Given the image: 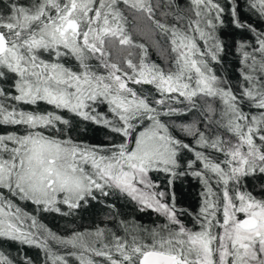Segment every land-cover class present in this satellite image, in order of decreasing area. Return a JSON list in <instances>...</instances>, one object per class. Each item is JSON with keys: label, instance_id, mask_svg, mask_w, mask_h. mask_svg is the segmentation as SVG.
Returning <instances> with one entry per match:
<instances>
[{"label": "snow or ice", "instance_id": "1", "mask_svg": "<svg viewBox=\"0 0 264 264\" xmlns=\"http://www.w3.org/2000/svg\"><path fill=\"white\" fill-rule=\"evenodd\" d=\"M121 2L153 18L150 0H33L28 6L10 0L7 14H0V81L6 80L9 73L15 76L12 91L0 87V126L24 129L20 134H0V189L42 206L44 211L55 212L61 211L58 203L73 210L89 197L96 199L94 192L108 196L110 190H119L136 201L142 211L148 208L165 216L167 223L160 226V231L153 230L151 245L136 237L130 243L114 237L111 246L102 244L98 248L86 241L83 233L63 238L47 229L41 240L30 230L38 228L35 218L31 217V225L25 228L20 208L15 207L13 212L11 201L0 195V237L45 249L52 264L68 262L51 252L47 240L80 250V264H98L84 253L103 257L108 264H264V200L238 190L243 177L257 171L264 173V80L242 73L246 84L237 96L223 86L226 82L210 67V61H218L223 51L214 32L217 22L223 24L226 11L236 28L253 33L256 29L241 22L238 0H225L224 4L220 0H192L195 20L188 19L185 24L186 17L177 14L174 24L154 21L171 46L173 56L167 70L147 63L145 50L139 65L126 61L131 71H125L109 61L106 48L116 39L120 45L132 44L121 23ZM250 6L264 18V0H250ZM256 36L258 47L254 52L264 57V32ZM199 40L204 41L203 48ZM138 47L143 49V45ZM245 47L240 44L241 50ZM41 53H48L53 59L46 61ZM69 54L78 62L79 71L59 62L60 57ZM249 58L252 65H247ZM92 59L106 74L93 69L89 64ZM255 62V55L243 52L242 64L255 71ZM260 70L264 71V59ZM130 84L151 85L156 95L145 96ZM199 97L221 100L224 110L215 123L235 141L213 131L211 117L206 131H201L196 121L179 125L166 122L165 118L170 120L197 110ZM245 101L259 114L245 113L241 107ZM40 102L103 125L122 138H133L134 147L127 140L107 147L82 146L57 136V126L69 125L67 119L56 111L18 107L37 106ZM95 104H107L112 118L97 112ZM205 111L211 113L212 106L209 104ZM145 121L149 122L148 127L138 131ZM173 127L192 136L200 148L222 153L224 160L216 161L194 149L172 134ZM50 129L56 132L49 133ZM184 151L195 156L187 161L189 170L197 162L202 164V169L192 171L205 188L199 213L194 216L198 230L184 225L180 216L186 210L176 207L174 196L169 203L168 193L158 190L151 179L152 172L173 178L185 174L176 172ZM85 165H90L91 170ZM208 173L215 177L222 203L221 196L211 187ZM168 183L172 184L173 179ZM238 213L244 218L240 219ZM93 235L99 239L104 233L98 229ZM113 253L120 258L116 259ZM0 264L12 262L0 253ZM24 264L31 262L25 260Z\"/></svg>", "mask_w": 264, "mask_h": 264}, {"label": "trees", "instance_id": "2", "mask_svg": "<svg viewBox=\"0 0 264 264\" xmlns=\"http://www.w3.org/2000/svg\"><path fill=\"white\" fill-rule=\"evenodd\" d=\"M11 2L28 6L33 3V0H11ZM9 3L10 0H0V14H7ZM150 3L153 7V18L149 19L154 30L155 39L166 49L163 61L148 47L144 40L133 36L132 7L122 2L119 5V9L123 16L121 23L125 34L131 38L135 51L137 47V50L142 51L141 53L144 55V51L146 50L147 55L145 60L147 63H154L167 69L173 56L171 53V46L168 40L162 36L154 21L159 20L168 24H174L177 22V14H182L186 17L184 21L186 24L188 19L195 20V6L192 4V0H172L171 4H169V0H150ZM220 3L224 4L225 0H220ZM165 13H167V15H165ZM146 14L149 17L147 12ZM238 15L241 22L251 24L256 29V33L264 32V18L261 17L257 8H252L250 6V0H238ZM256 33L247 29L242 30L236 28L232 23V17L227 11L223 15V24L221 25L217 22L214 35L222 44L223 51L219 53L218 61H210V67L221 81L226 82L223 86L231 88L237 96H239L242 91L241 86L246 84L242 73H249L257 80H264V71L260 70V63L264 57H262L260 53L254 52V49L258 47ZM198 43L200 47L203 48V40H199ZM240 44H244L246 47L241 50ZM138 45H143V49L138 47ZM244 51L255 55V71H252L247 66L253 64L251 58L248 59L247 65L241 63ZM41 58L46 61L53 59L48 53H41ZM128 60L132 61L133 59L128 57ZM109 61L116 63L117 57L110 53ZM137 61L138 60L132 62L135 64ZM59 62L65 67L79 71V64L71 54L60 57ZM98 63L99 62L95 59L89 61V64L92 65L94 70L106 74L105 69L96 67ZM14 79V74L9 73L6 80L0 81V87L7 91H12L11 85ZM129 86L142 90L145 96L156 95L155 89L151 85L130 84ZM197 104V110L186 115L173 117L170 120L165 118L166 122L169 124L174 122L179 125L191 124L193 121H196L197 127L201 131H206L208 118L211 117L213 121L211 129L217 134L222 135L225 139L235 141V137L231 136L224 128L218 127L215 123V121L221 119L219 116L221 105L217 98L199 97L197 98ZM209 104L213 109L211 113L205 111ZM18 107L24 110L38 109L41 112L56 111L57 114L69 121L70 126L58 125L57 127L60 129V132H56L55 129H50L49 133L56 132L57 136L64 139L70 138L74 143L82 146L98 145L107 147L113 143L118 144L122 140H127L130 145L132 143L133 138H122L112 133L109 128L103 125L96 124L90 120H83L81 117L67 110H56L44 102H40L37 106L21 104ZM93 107L96 108L97 112L104 114L108 118L112 117L107 104H95ZM177 107H183V105H177ZM241 107L249 116L259 114V110L252 107L250 103L246 101L242 103ZM201 113H203V115ZM147 125L148 122L145 121L142 126H138V130ZM23 131L24 129L20 126H2V134L7 132L20 134L23 133ZM170 131L177 138L191 144L194 149L205 152L206 155L211 156L216 161L224 160L222 153L212 149L200 148L192 136L183 134L175 127L171 128ZM190 159H195L193 152L184 151L181 153V166L176 169V172L185 174H177L173 178L163 172H152L151 179L161 191L168 193L169 203L173 202L172 198L174 196L176 207L186 210L184 214L180 216L184 225L187 228L198 230V225L195 224L194 216L199 213L202 204L201 193L205 191V188L201 179L192 175V171L202 169V164L197 162L193 165V168L189 170L187 168V161ZM208 175L211 177V187L214 192L221 196L222 203V193L215 182V177L211 173H208ZM169 179H173L172 184L168 183ZM238 190L251 193L257 200H264V173L257 171L252 175L243 177L238 186ZM110 191L111 194L108 196H102L99 192H94L96 199L89 197L86 202H81L79 208L73 210H70L63 203H58L57 206L61 209L60 212L44 211L42 206L38 207L29 200H22L18 196H12L7 189L0 190V195H3L6 200L11 201L14 208H20V215L25 221V228L31 225L32 221L30 218H35L38 228L30 230L35 231L41 240H44L46 236L44 229H47L56 236L63 238L71 237L74 233H83L85 234V240L91 244H95L98 248L102 247V244L111 246L114 237H119L129 243L132 241L133 237H136L138 241L151 245L153 243L151 233L153 230L160 231V226L167 223L165 216L148 208L142 211L141 207H139L128 195L121 193L119 190ZM236 203L238 204L239 201H236ZM25 214L27 215L25 216ZM238 216L240 219L244 218L242 213H238ZM219 218L221 220L223 219L222 212ZM40 225H42L43 228H40ZM98 229H102L104 233L103 237L99 239L93 235ZM46 243L47 247L54 255L64 257L68 264H80V259H78L80 250L64 247L54 240H47ZM69 252L75 254L69 255ZM0 253H3L12 264H24L25 260H29L31 264H52V261L46 256L45 249L35 245L22 244L19 241L4 237H0ZM113 254L116 259L120 258L118 254ZM84 256L97 261L98 264H108L103 257H95L92 253H84Z\"/></svg>", "mask_w": 264, "mask_h": 264}, {"label": "rangeland", "instance_id": "3", "mask_svg": "<svg viewBox=\"0 0 264 264\" xmlns=\"http://www.w3.org/2000/svg\"><path fill=\"white\" fill-rule=\"evenodd\" d=\"M131 10L133 12V15H132L133 36L141 38L142 40H144L147 43L148 47L152 51H154L158 55V57H160V59L163 61L165 53H166L165 52L166 49L156 41L154 30L150 24V19L147 16L146 12L138 11L137 9H134V8H132ZM203 43H204V41H203ZM106 46H107L108 52H110L112 55H115L117 57V61H115L116 64H118V66L125 71H131L130 69H128L127 63H126V61L128 60V57L133 59L132 61L138 60L137 63H135V64L139 65L141 58L143 56V54L141 53L142 51H138L137 47H136V51H135V48L132 44L120 45L118 39L113 40L110 44H107ZM132 48H133V50H132ZM217 99L221 105L220 115H219L221 117L223 110H224V105L222 104V102L219 98H217ZM148 124H149V122H148ZM146 127H148V125L145 127H142L138 131H143L144 128H146ZM7 133H13V132H7ZM7 133H3V134H7ZM130 146L134 147V139H132V143ZM5 157H6V154H5ZM85 168L88 170H91L90 165H85ZM158 190H160V189L158 188ZM61 199H62V197H61ZM134 202L139 207H141L136 201H134ZM5 211H8V209L5 208ZM12 211L13 212L15 211L14 207H13Z\"/></svg>", "mask_w": 264, "mask_h": 264}, {"label": "flooded vegetation", "instance_id": "4", "mask_svg": "<svg viewBox=\"0 0 264 264\" xmlns=\"http://www.w3.org/2000/svg\"><path fill=\"white\" fill-rule=\"evenodd\" d=\"M0 134H2V126H0ZM2 191V189H0Z\"/></svg>", "mask_w": 264, "mask_h": 264}]
</instances>
